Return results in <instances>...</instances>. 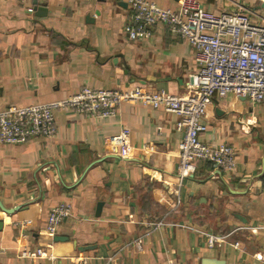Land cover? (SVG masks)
Returning a JSON list of instances; mask_svg holds the SVG:
<instances>
[{
	"label": "crops",
	"instance_id": "crops-1",
	"mask_svg": "<svg viewBox=\"0 0 264 264\" xmlns=\"http://www.w3.org/2000/svg\"><path fill=\"white\" fill-rule=\"evenodd\" d=\"M198 1L264 23V0ZM132 14L125 0H0V111L84 87L186 94L198 71L192 46L163 25L131 41ZM55 119L53 138L0 144V264H264V102L215 96L201 139L233 146L237 168L202 162L184 179L175 114L123 103L110 118ZM122 129L129 158L105 145ZM61 203L71 213L51 238L47 218ZM210 236L223 238L210 246ZM40 249L45 257L31 256Z\"/></svg>",
	"mask_w": 264,
	"mask_h": 264
},
{
	"label": "built area",
	"instance_id": "built-area-1",
	"mask_svg": "<svg viewBox=\"0 0 264 264\" xmlns=\"http://www.w3.org/2000/svg\"><path fill=\"white\" fill-rule=\"evenodd\" d=\"M125 2L133 11L124 28L131 41L150 38L156 27L163 25L192 46L198 71L188 75L187 93L177 96L165 90L151 92L141 87L129 90L84 87L61 101L10 106L0 111V144L17 145L41 137L53 138L58 132L55 114L59 110L105 119L115 116L123 103L140 104L178 117L175 128L183 134L178 146L177 173L181 179L193 176L202 162L234 172L237 168L234 147L213 146L203 141L201 136L207 130L203 120L215 96L233 95L253 103L264 102V23L255 24L242 12L212 13L198 0H178L176 8L159 7L149 0ZM105 145L121 158H129L133 151L127 129L107 138ZM70 213L66 203L50 211L45 231L51 238ZM220 238L223 237L210 236L209 245L218 244ZM234 246L239 247V243ZM46 255L43 249L31 254L34 258Z\"/></svg>",
	"mask_w": 264,
	"mask_h": 264
},
{
	"label": "water",
	"instance_id": "water-1",
	"mask_svg": "<svg viewBox=\"0 0 264 264\" xmlns=\"http://www.w3.org/2000/svg\"><path fill=\"white\" fill-rule=\"evenodd\" d=\"M35 4H36V3H35ZM42 10L45 11V8H38V7L35 8V11L37 12V15H38V16H43V15L45 14V12H44V14H43ZM38 11H40V12H38Z\"/></svg>",
	"mask_w": 264,
	"mask_h": 264
}]
</instances>
